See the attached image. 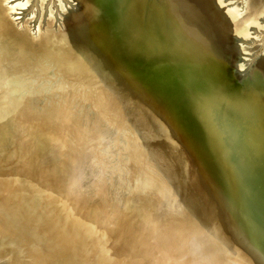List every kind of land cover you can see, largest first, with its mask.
<instances>
[{
	"label": "bare ground",
	"instance_id": "bare-ground-1",
	"mask_svg": "<svg viewBox=\"0 0 264 264\" xmlns=\"http://www.w3.org/2000/svg\"><path fill=\"white\" fill-rule=\"evenodd\" d=\"M75 1L77 3V0ZM86 1L89 2L92 11L96 9V4L102 7V2L112 4L114 10L116 7L118 10L124 9L125 4H129L132 16L130 26L139 33H143L141 29L143 26H147L153 31L156 36L154 38L160 40L155 45L159 50L163 64H168L173 57L182 60L187 57L185 61L191 63L189 66L195 68L196 60V68L203 71L205 69L203 62L210 59L213 64L212 68L219 69L220 72L229 67L228 56L230 51L225 44L224 36L234 30L235 27H240L239 31H244L243 35L246 36L245 29L255 25L256 16L262 14L264 9V0H243L240 6L237 5L230 9V12H227L229 10L222 11L223 8L220 6L219 0H149V4H147L148 0H126L128 1L126 3L123 2L124 0ZM106 5L105 9H107ZM244 7V12L239 14L241 13L239 11H242ZM109 19L111 26L108 23L106 27L109 37L114 40L112 32H114L116 21L115 18ZM9 26L6 20L2 19L0 12V39L8 40L7 44L10 41L15 45L21 44L20 40L25 39V36H18V30L13 26L12 28L17 31L14 32ZM203 36H206L207 41L204 40ZM71 37L73 35L54 36L50 34L45 37L46 39L41 38L40 42L37 41L41 43V49L45 54H41L39 60L43 61L44 56L49 58V52L54 50L59 54L55 62L62 71L44 72L42 70L35 72L42 66L41 62H39V66L28 59L25 62L30 63L28 65L33 69L34 73L30 72L33 74L31 76L39 80L38 83H42L41 88L36 91L41 101L47 95H54L53 103L60 105L61 102H65L66 104L65 108L68 111L63 114L62 118L64 119L54 120L59 122L58 128H60L56 131L61 136V140L56 145L60 151L62 150L61 153H69L73 167H75L77 174L75 179L79 183V187L88 195L89 193L96 195V191L101 193L99 189L96 190L99 186L104 187L106 196L109 194L108 191L120 189L125 194L129 191L147 194L152 197V201L160 210L161 215L168 218V216H175L176 214L183 220V204H188L185 202V198L182 200L186 188L180 182L183 177V165L177 153V151L181 152L183 147L176 143L177 140L170 138V135L172 133L176 135L174 131L179 128L189 140H194L196 145H198V141H196L198 138L205 147H207L206 143H209L220 153L221 148L217 144L219 143L217 137L220 136L218 131L223 133L226 128L220 129L217 126L215 128L209 119H201L200 115H203L201 111H205L202 109L203 107L197 101L194 103L192 100H178L173 94L174 91L169 92L171 87L169 82L162 87L165 93L162 96L159 94L160 104L149 98L146 102H139L138 100L129 102V99L123 102L117 100L109 91L111 86L105 85L106 80L95 75L98 65H93L94 69L89 65L83 67L75 65L72 67L74 70L72 72L70 67L73 63L66 66L62 64L69 62V60L66 61V56H62V52L65 47L64 42ZM8 63L6 61L5 65ZM260 63H262L261 60L259 65ZM76 71L78 74H74ZM126 72L128 75L134 72L135 75H133L134 79L129 78L130 86H135L138 83L136 79L142 77L140 70L135 72V69L134 71L129 69ZM27 75L29 74L27 73ZM154 75L156 76L155 73ZM43 76H45L46 81H41ZM94 80L100 81L103 86L105 85L103 94L99 93L102 92L101 89L92 88V91L88 90L93 85L100 87L101 84L95 83ZM172 86L181 89L179 88L181 85ZM90 95L98 96L99 99L94 102L87 100L90 99ZM7 101L13 102L8 96L0 92L1 112L4 110ZM53 107L50 112H56L55 114L61 112L57 108L53 109ZM205 112L207 113V111ZM192 118L198 122L196 131L191 123ZM223 120L218 118V123L221 126L225 124L230 127L228 129L230 136H237L241 132L244 142L248 139L244 137H250L238 128L235 122L232 124ZM136 126L137 131L135 132L134 127ZM56 131L54 132L56 133ZM64 136L67 139H64ZM102 141L105 143L107 141V149L96 147V144L101 145ZM70 143H72L71 147L75 148V153L68 150ZM10 144H13L12 141L0 140V146L7 145V150L3 148L5 153L0 155V169L1 167L5 168V164L12 165V170L18 164L20 169L24 166L25 174H33V176L38 174L46 182L48 181L58 193L63 195L64 202L68 201L67 198L70 199L66 187L62 186L65 176H60L59 166L50 167H54V172H52L50 168L42 165L45 162L39 160L38 157L41 156L37 151H35L36 154H33L34 149L26 152H14L10 151L9 147L12 146ZM103 150L105 151L104 155ZM23 161L27 162L23 163ZM219 168L216 164V167L212 165L211 170L218 186L227 192L226 176L219 172ZM107 174H111L115 178L114 181L110 182V177L106 178ZM52 187L50 188L52 189ZM50 188H44L47 195L52 191ZM93 188L94 190H91ZM227 194L229 193L227 192ZM4 199L2 197L7 205H16L11 201L7 203ZM22 201L24 204L28 202V200L23 199ZM36 201L42 206V210L56 208L55 204L47 199L39 198ZM236 202L235 199L221 202L230 210L235 209V219L234 222L232 221L233 224L230 223L229 229L228 227L223 228L221 236L218 238L216 235L215 237L213 234L211 235V232L208 233L207 225L202 224L197 217L196 224L198 225L189 230H184L180 224L179 227L173 223L170 224V222H159L160 217L154 219L155 221H146L149 218L145 220L143 215L138 214H131L120 220L118 218L116 228L113 229L109 225L110 228L108 226L104 229L102 226L104 219L85 214L83 210L74 207L77 210L76 213L79 212L85 220L88 219L87 222L92 225V229L84 220L86 225L83 224L82 231L70 232L65 230L62 232V237L54 236L50 231L49 234L32 233L28 238L19 236L23 240L19 259L24 264H47L50 258H57L69 264H169L175 259L176 253L180 254L181 249L185 248L184 253L186 252L189 257L186 260L187 264H224L232 262V259L242 264H264V252H261L251 241L246 229L243 231V221L240 218V211L237 210ZM0 203H2L1 200ZM206 203L208 208L210 204H214L211 207L212 211L218 206L213 200H207ZM208 208L206 207V213L210 218L209 213L211 211ZM48 218L54 221L55 217L50 218L48 216ZM115 218L116 216L107 217L112 226H115ZM169 219L171 218L169 217ZM43 222H47V219H44ZM42 224L44 227L45 224ZM6 227L8 224L1 219L0 215L1 244L6 243L4 240H7L8 232L11 234V238L17 239L14 235L18 234ZM14 240L8 241L14 242ZM167 246L170 250H167ZM32 250L36 254L31 253ZM8 251H10V258L16 257L18 252L16 249H9ZM109 256L110 260H107Z\"/></svg>",
	"mask_w": 264,
	"mask_h": 264
},
{
	"label": "water",
	"instance_id": "water-1",
	"mask_svg": "<svg viewBox=\"0 0 264 264\" xmlns=\"http://www.w3.org/2000/svg\"><path fill=\"white\" fill-rule=\"evenodd\" d=\"M219 1L223 12L224 10H229L227 12H230V9L234 8L226 7L221 0ZM123 2L126 3L128 1L124 0ZM104 3L105 5L107 4V9H105ZM104 3H101L102 7L96 4V9L92 11L89 2L86 0H77V3L73 1V8L64 13L60 22L45 24L46 26L43 24L44 27L42 26V30L39 31L41 34L37 35L36 39L27 36L23 32H18L25 36V39L20 40L21 44L15 45L10 43L11 41L7 44L8 40L0 39V91L8 98L14 100V103H11L8 107H14V109L18 110L20 104L19 95L15 93V87H17L15 83H21V81L17 80V76L24 77L25 73H34L32 67L28 65L30 63L25 62V60L28 59L38 66L39 62H41L42 66L36 69L35 72L42 70L44 72L50 70L62 71L61 67L57 66L55 62L59 54L54 50L49 52V58L44 56L43 61L39 60L40 55L44 54L41 49V43H39L41 38L47 36V34H53L54 36L73 35L71 39H66L64 42L65 47L62 52V56L67 57L66 61L69 60V62L73 63L70 67L71 69L75 65L78 67L89 65L93 69L95 65H98L95 75L106 80L108 87L111 86L109 90L111 95L122 102L126 99H129V102L134 100L146 102L149 98L160 104L159 96L165 93L162 87L169 82L168 84L171 85L169 92L174 91L173 94L178 100H192L194 103L197 101L203 107L202 109L207 111V113L203 110L201 111L204 115H200L201 119H209L211 125L215 128L216 126L220 129L226 128L228 133L226 131L222 133L216 129L220 135L217 137L219 142L217 144L220 146L221 151L219 153L206 142H204L207 145L205 147L198 138L196 139L198 145H196V142L192 139L189 140L179 128L174 131L176 135H173L174 133L170 135V138L179 141H176V143L181 144L183 147L181 152L177 151L179 154L178 158H181L183 165V177L180 182L186 188L184 189L182 200L185 198V202L188 204H183V220L176 214L175 216H168V218L161 215L150 195L138 194L136 191H129L125 194L121 189L110 190L107 196L102 191L101 193L96 191L100 195L99 198L96 197L97 194L91 193L93 197H96L95 200H100L101 202L112 201L116 205L114 206L110 202L112 206L109 205V212L105 214L100 213L94 207L79 206L74 200H69V198H67V202H64L63 195L58 193L48 181L46 182L38 174H34L35 176L33 174H25L24 166L21 165L20 169L18 168L20 166L18 163L13 170L11 169L12 165L5 164V168L1 167L0 169V200L2 202L0 203V211L2 213L0 215L1 219L8 224L6 228L11 231L14 230L18 236L25 238H28L32 233H48V231L52 232L54 236L61 237L62 232H65V230L79 232L82 231L85 218L79 212L76 213L77 210L74 207H77V209L83 210L85 214H91L102 219L115 217L114 213L120 216L121 214L143 215L145 220L149 218L146 221H155L154 219L160 217L163 219L162 222H170V224L173 223L179 227L181 225L184 230H189L191 227L194 229L198 225L196 224L197 217L202 224L207 225L208 233L211 232V235L213 234L214 237L216 235L218 238L221 236L223 228L228 227L229 229L235 219V209L232 208L230 210L228 207L223 206L221 202L235 199L238 206L237 210L241 213L243 231L246 229L251 241L254 242L261 252H264V62L260 63L261 67H258L260 66V61L257 62L255 67L249 72V79L239 84L236 83L237 80H235L234 75L230 73L231 63H229V56L234 55L235 50L242 52L240 48L238 50L231 46V39L233 36L240 34V39L244 40L247 34L246 36L243 35L244 31L241 32L239 31L240 27H235L234 30L224 36L225 44L230 51L228 56L229 67L228 69L226 67V70H221V72L219 69L215 70L212 68L213 64L210 59L203 62L205 71L196 68V60L195 68H192L194 66H189L191 63L185 61L187 57H184L183 60L173 57L168 64H163L159 50L155 45L160 40L154 38L153 31L147 26H143L141 28L143 33H139L135 31L134 27L130 26V18L132 16L129 4H125L124 9L120 8L118 10L116 7L117 10H114L112 4ZM147 4H149V0ZM109 18H115L116 21L114 32H112L114 40L109 37L106 27L108 23L111 26ZM6 23L10 25L9 27L14 32H17L12 28L8 20H6ZM205 37L204 40L207 41ZM5 60L9 62L7 65H5ZM129 69L133 71L135 69V72L140 70L141 72L142 77L136 79L138 83L135 86H130L129 78H133L134 72L128 75L126 70ZM75 73L78 74V71ZM35 81L38 83L39 80L35 78ZM41 81H46L45 76L42 77ZM172 85H181L179 87L181 89H177ZM7 88L9 90H6ZM38 89L30 96L32 100L37 99L36 91ZM39 107V105H31L29 109L27 108L28 111L23 112L22 115H18L17 111V122L12 123V127L9 125L6 128L4 125L0 126V140L6 139L7 142H10L14 139V134H16L15 136L22 134L26 140L25 143L33 145V154H36L35 151H37L39 156L48 159L46 163L47 165L50 164V166L47 167L46 163H42L44 167L59 166V169L65 168V170H68L67 167L70 166V169L75 171L72 159L67 157L69 153H60V155L67 157L61 159L60 163L51 162V155L46 153L48 146H52V143L61 140V136L56 131V129L59 130L60 128H58L59 122H56V124L51 122V119L59 121L66 112L65 108H61V112L55 114L56 112H50L49 108L42 110ZM6 114V112L0 111V120ZM218 118L232 124L235 122L238 128L250 137H244L248 138L244 142L241 132L237 136H230L228 131L230 127L225 124L221 126L218 123ZM191 120L196 131L198 122L193 118ZM47 127L49 132L46 131ZM134 128L136 132L137 126ZM4 130L11 133L5 134ZM200 137L203 138V136ZM202 138H200L201 141ZM71 144L68 145L70 147L68 150L75 153V148L71 147ZM106 146L107 141L106 143L102 141L101 145L96 144L97 148L104 147V149H107ZM3 148L7 150V145L0 146V155H3ZM104 152L103 150V155ZM41 157H38L39 160H42ZM216 164L218 168L220 167L219 172L226 176L227 192L229 194L221 190L212 173V165L216 167ZM54 167L50 168L52 172H54ZM61 175L64 176V173H60ZM107 175L106 178L110 177V182L114 181L115 178L111 174ZM71 176L69 175V178L65 176L62 186L66 187L67 195L72 194L76 198L81 197L78 191L79 183ZM46 187H52V189L50 188L52 191L48 195L44 189ZM101 196H105L106 199H102ZM2 197L5 198L4 200L7 203L11 201L16 203V205H7L2 200ZM39 198L53 202L56 208L42 210V206L36 201ZM22 199L28 200L27 204H24ZM123 199V204H119L117 207L118 202ZM207 200L216 202L218 209L214 208L213 211L211 210L214 204H210L208 208ZM206 207L211 211L209 213L210 218L208 213H206ZM48 216L51 218L55 217L54 221L49 219ZM87 218L89 217L87 216ZM44 219H47V222H43ZM87 220L85 221L87 222ZM114 221L117 223L116 218ZM42 223L45 224L44 227ZM88 226L92 229V225L88 223Z\"/></svg>",
	"mask_w": 264,
	"mask_h": 264
},
{
	"label": "rangeland",
	"instance_id": "rangeland-1",
	"mask_svg": "<svg viewBox=\"0 0 264 264\" xmlns=\"http://www.w3.org/2000/svg\"><path fill=\"white\" fill-rule=\"evenodd\" d=\"M73 1L76 2L75 0H0V5H1L0 6L1 11L0 12H1V15L3 16V19L6 18V20H8L10 22V24L12 25V27L14 26L16 28V30H18V32H23L27 36H30L31 38L36 39L37 35L41 34V32H39V31L42 30V28L44 27L45 24H54L55 22L57 23V22L61 21L64 13L68 12V10H70V8H73V5H74ZM221 1L223 2V4L226 7H229V8L235 7V6L239 5L241 2H243V0H241V1L240 0H221ZM245 7L242 9V11H239V12H241L239 14H242L244 12ZM255 19H256L255 25L254 26L251 25L250 27H247V29H246L247 30V36H246V38H244V40L240 39V37H239L240 34L233 36V38L231 39V42H232L231 46H233L234 49L239 50V48H240L242 50L241 53L239 51L235 50V52L233 53L234 55L229 56V63H231L230 64V73L234 75L235 80H237L236 83H238V84L240 82L246 80V79H249V72L251 71V69H253L255 67L257 62H259L260 60L263 62V57H264V9H263V13L260 15H257ZM18 34H19L18 36H23L22 33H18ZM259 35H261V36H259ZM47 36H49V35L47 34ZM47 36H45V37H47ZM45 37H43V38H45ZM246 51H249V52H246ZM71 63L72 62H63L62 64H64L66 66V65H70ZM261 66H258V67H261ZM263 72H264V70H263ZM10 74L12 75L13 73L10 72ZM28 74L29 75H27V73H25L24 77L15 75L18 77L17 80L21 81V83H15L16 84L15 86H17V87L14 86L16 88V91H17V92L15 91V93H17V95H19L18 100H19L20 104H19L18 110H16V109H14V107L13 108L8 107V105H11V103L9 101H7V104L5 105V108L3 110L7 114L4 118H2L0 120V126L4 125V127L6 128L7 125L11 126L12 123L14 124L15 122H17V117H18L16 115L17 111H18V115H22L23 111L24 110H25L24 112L28 111L27 108L29 109V106H31V105H33V106L39 105V106H41L39 108L40 109L42 108V110H47L49 108L48 110H50V111L52 109V106H54L53 109L57 108V110L59 109V111H61V108H65V106H66L65 102H61L60 105H59V103H55V102L53 103V101L55 100L54 95L53 96L47 95L45 97V99H43L42 101L40 99V96L36 97L37 101L32 100L30 96L33 94V92L36 89H38L39 87L41 88L42 83L41 82L36 83L35 78L33 76H31L30 73H28ZM12 76H14V74ZM94 81H95V83L99 82L98 84H101V82L98 80H94ZM107 84L108 83H105V85H107ZM105 85L103 86V84H101L100 87L93 85V87H91L88 90L92 91L93 90L92 88H96V90L101 89L102 92H99V93L103 94V88H105ZM6 90H9V88H7ZM99 93H96V94H99ZM102 98H100V100H102ZM97 99H99L98 96L93 97L92 95H90V99H87V100H91L92 102H94V101H97ZM10 100L13 101L12 103H14L13 99H10ZM39 102H41V103H39ZM21 107H22V109H21ZM65 111H66L65 113H67L68 109L65 108ZM54 120L55 119H51V122H56ZM46 131L49 132L48 127H47ZM50 131H51V129H50ZM4 132H5V134L8 133V131L6 132L5 130H4ZM10 133H8V134H10ZM15 135L16 134H14V139L11 140L14 145L9 147L10 151H14V152L24 151V152H26L27 150L30 151L33 149L31 143L29 145H27V143H25L26 140L22 134H18V136H15ZM64 139H67V137L64 136ZM56 143L57 142L52 143V146H50V148L47 149L49 152L46 150V153L51 155V162L60 163L61 159H65L67 157L70 158V155L67 157L60 155L62 150L60 151V149L57 147ZM23 145H24V147H23ZM52 150H53V152H52ZM47 160L48 159H46L45 157L42 158V161L45 163L47 162ZM24 162H27V161H23V163ZM18 163H20V162H18ZM67 169L68 170H65L64 168L59 169V172L61 174L64 173V176H66L68 178H69V175L70 176L73 175L71 177H74V179H75L76 178L75 177L76 172L74 171V169L71 170L70 166H68ZM98 189L102 192L105 191L103 186H100V188H98ZM78 191L80 192L81 197L79 196L76 198L72 194H69L68 196L70 197L71 200H74L76 203H78L79 206L94 207V209H96L100 213L105 214V213L109 212V209H110L109 205L110 206H112V204L114 205V203L111 202L112 203L111 204L110 201L101 202L100 200H95L96 197H98V198L100 197V195H98V193H97L96 197H93L91 193H89V195L85 194L84 191L80 187L78 188ZM101 197H102V199H106L105 196H101ZM123 201L124 200H120L119 201L120 203L118 202L117 207L119 206V204L122 205ZM114 206H116V205H114ZM113 215L116 216V220L118 218L120 220L123 217L129 216L126 214H121V216H120V215H117L116 213H114ZM105 218L106 219H104V221L102 222V226L104 229L108 228L109 225L113 229L116 228V222H115V226H112V224L109 222L107 217H105ZM159 220H160L159 222H162L163 219H159ZM110 226H109V228H110ZM47 234H49V233H47ZM113 234H115V233H113ZM7 236H8V237H6L7 240H4L6 243L5 244L0 243V263H3V264H24L22 262V260L19 259L20 258L19 253H20V251H22L21 250L22 249L21 242L23 240L20 239L22 237L19 238L18 235H14L17 238L16 240H14L13 238H11V234H9V232L7 233ZM11 239L14 240V242L8 241ZM166 248H167V250H170L169 246H167ZM9 249H13V250L16 249L18 251L16 257L10 258V251H8ZM32 251H31V253L36 254V252L34 250H32ZM184 251H185V248H183V250L181 249L180 254L176 253L175 259L169 264H187L186 260H188L189 257L187 256L186 252L184 253ZM111 253H113V251H111ZM52 260H53V262H52ZM107 260H110V256H109V259H107ZM183 260H185L186 262ZM11 262H14V263H11ZM47 264H69V263L61 261L60 259H57V258H50L49 262ZM224 264H242V263H239L236 260L232 259V262L230 261V262L224 263Z\"/></svg>",
	"mask_w": 264,
	"mask_h": 264
}]
</instances>
